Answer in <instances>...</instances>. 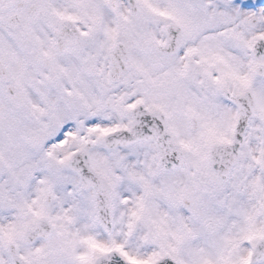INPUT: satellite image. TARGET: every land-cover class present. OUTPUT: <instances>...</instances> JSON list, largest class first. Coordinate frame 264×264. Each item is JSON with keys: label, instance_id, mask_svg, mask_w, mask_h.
I'll return each mask as SVG.
<instances>
[{"label": "snow or ice", "instance_id": "6c2138e0", "mask_svg": "<svg viewBox=\"0 0 264 264\" xmlns=\"http://www.w3.org/2000/svg\"><path fill=\"white\" fill-rule=\"evenodd\" d=\"M0 264H264V0H0Z\"/></svg>", "mask_w": 264, "mask_h": 264}]
</instances>
